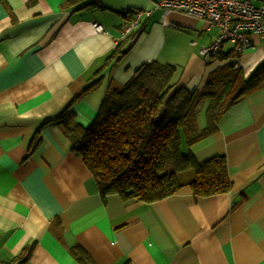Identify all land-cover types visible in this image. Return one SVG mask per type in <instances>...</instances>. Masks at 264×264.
<instances>
[{
	"label": "crops",
	"instance_id": "0c3cea01",
	"mask_svg": "<svg viewBox=\"0 0 264 264\" xmlns=\"http://www.w3.org/2000/svg\"><path fill=\"white\" fill-rule=\"evenodd\" d=\"M155 1L0 0V264L25 248L22 264H264V84L188 147L198 162L225 156L231 188L209 196L183 186L152 202L115 194L103 200L53 121L71 103L75 120L89 125L108 84L120 86L145 61L173 65V88L189 91L201 89L213 72L247 78L264 61V36L256 35L239 66L229 43L204 60L199 48L217 27L163 14ZM134 10L150 15L140 17L127 54L101 70L96 89L73 100L122 39L121 26Z\"/></svg>",
	"mask_w": 264,
	"mask_h": 264
},
{
	"label": "trees",
	"instance_id": "16d2710c",
	"mask_svg": "<svg viewBox=\"0 0 264 264\" xmlns=\"http://www.w3.org/2000/svg\"><path fill=\"white\" fill-rule=\"evenodd\" d=\"M138 31L116 44L73 100L100 85L101 70L127 54ZM174 73L173 65L145 61L120 86L108 84L89 125L75 120L71 103L53 120L69 140L72 153L92 175L101 199L115 194L122 200L152 202L183 186L194 196L231 188L224 155L198 162L188 147L215 132L231 105L264 84V61L247 78L236 72L232 79H225L220 72H213L201 89L191 91L183 86L173 88ZM204 102L205 123L198 128L196 118ZM37 143L38 138L31 141L29 153ZM29 250L25 248L7 264H22ZM72 252L83 253L77 246Z\"/></svg>",
	"mask_w": 264,
	"mask_h": 264
},
{
	"label": "built area",
	"instance_id": "2783aa9c",
	"mask_svg": "<svg viewBox=\"0 0 264 264\" xmlns=\"http://www.w3.org/2000/svg\"><path fill=\"white\" fill-rule=\"evenodd\" d=\"M154 7L163 14L174 11L217 27L215 38L199 48L204 60L216 56L222 45L229 43L233 64L239 66L243 53L251 45L250 35L264 36V6H254L248 0H157ZM142 15L149 16L150 10L132 11L131 19L121 26L122 38L136 29ZM93 27L96 32L103 30L96 22Z\"/></svg>",
	"mask_w": 264,
	"mask_h": 264
}]
</instances>
